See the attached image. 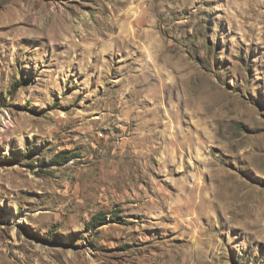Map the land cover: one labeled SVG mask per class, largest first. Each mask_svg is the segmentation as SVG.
I'll return each mask as SVG.
<instances>
[{
  "label": "rangeland",
  "instance_id": "obj_1",
  "mask_svg": "<svg viewBox=\"0 0 264 264\" xmlns=\"http://www.w3.org/2000/svg\"><path fill=\"white\" fill-rule=\"evenodd\" d=\"M0 264H264V0H0Z\"/></svg>",
  "mask_w": 264,
  "mask_h": 264
}]
</instances>
